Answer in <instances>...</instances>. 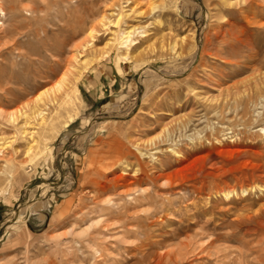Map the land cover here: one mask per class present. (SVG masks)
Instances as JSON below:
<instances>
[{"label":"rangeland","instance_id":"obj_1","mask_svg":"<svg viewBox=\"0 0 264 264\" xmlns=\"http://www.w3.org/2000/svg\"><path fill=\"white\" fill-rule=\"evenodd\" d=\"M0 4V264H90L95 249L108 264L168 250L177 264H218L246 242L264 252V234L222 238L228 222L264 223V0ZM101 15L134 30L131 51L92 62L66 101L30 115L25 154L29 134L10 142L23 118L7 114L59 92L91 23L96 51L79 59L96 55L111 36Z\"/></svg>","mask_w":264,"mask_h":264},{"label":"bare ground","instance_id":"obj_2","mask_svg":"<svg viewBox=\"0 0 264 264\" xmlns=\"http://www.w3.org/2000/svg\"><path fill=\"white\" fill-rule=\"evenodd\" d=\"M89 8H90V6H89ZM0 10H2V9L0 8ZM20 13L21 12H19L18 14H20ZM118 15H119V17H121L120 14H118ZM38 18H40V17L38 16ZM104 19H105V16L101 15L100 18H99V22L102 23L101 25L104 26L106 30L111 31L110 32L111 36L106 40V42L103 44L102 47L98 48V51H97L95 56H93L94 55L93 54L91 58H87L86 57L87 59H79L82 55H85V53H87V52H90V51L95 52L96 51L95 42L98 39L97 35H96L98 33V31L96 30L95 24L91 23L90 25H88V28H86V31L84 33L85 35L83 34L84 38L79 40L74 45V53H73V55L71 56V58L66 60V62L64 64L65 68H64L61 76L58 77V79L54 82V85L52 86V88H56L57 90H59L58 93H53L52 96H49V98L47 99L46 102H42V101L40 102L41 98L37 97L36 99H34L32 101V103L26 104L25 107H27L29 109V111H30L29 113H26V109H24V108L21 109L20 108L16 112H10V113L7 114V120L10 123H12V124L16 122L18 117H22L23 118L20 128H18L14 132V134H15L14 136L15 137L13 136V139L10 142H13L14 138L15 139L24 138V136L26 134H29V136H27V138H24L27 141L25 149H24V153L25 154L29 155V153H32L33 147L35 145V140H34L33 136L30 135L32 133L31 132H29V133L26 132V126L29 125V119L31 117L30 115H33V117L34 116H38V117L40 116L41 117V115L43 114L42 106L45 107L47 104H57V103L61 104L62 102L66 101L71 96L72 93L77 91V87H76L77 80L80 78L81 74H83L82 72H84V70H86V68L90 64H92V62L98 61V60H101V59L107 57L113 50L122 55V51L123 50L127 51L129 49L130 45H132L133 35H134L133 34L134 33L133 29L125 28L126 26H124V28H121L120 25H119L120 24L119 23L120 19L118 17L116 19L112 20V21L109 20V22H107V23H106V21H103ZM75 20H76V18H75ZM110 25H113V27H115L117 29L116 30L115 29L112 30L110 28ZM127 27H129V26H127ZM139 33H142V30L141 31H136V34H139ZM129 51H131V50L129 49ZM53 74L56 75L55 72ZM51 91H53V90H51ZM40 120H41V118H40ZM17 150L18 149L14 148L13 151L11 152V154L6 157V161L14 160L13 154L16 153ZM137 151H138V153L140 155L143 154L142 150H140L139 148H137ZM13 166L14 167H23L24 165L22 163H14L13 162ZM143 171H144L143 172L144 176L146 178H148L150 181L154 182L156 177H154V175L152 173L150 174L147 171H145L144 169H143ZM257 188L260 189V185H257ZM250 189H252V186H250V187H242L240 189V193H237L235 190H231L230 189L228 191H225L223 196L225 198H228L230 195H236V196L239 195V194L244 195ZM121 192H123V191H121ZM135 196H136V194H134L132 192H130L128 194L126 192L127 201H135L136 200ZM141 196H142L141 199H143L145 197V193H144V195H141ZM106 202L108 204H110L111 206L115 207V212H118V210H119L118 209V204L115 201H113L111 199H108ZM123 213L126 215V210ZM126 216H128V215H126ZM236 218H238V217H236ZM245 225H248V223L244 222V221H240V220L239 221H235V222L234 221L228 222L225 226L229 227L231 230L229 232H226V233L223 232L224 234H222V238L225 241H231V240H236L237 241V240H244L245 237L250 236V235L251 236H259V235H263L264 234V223H258L257 226H259V227L252 228V230H249V228L248 229L246 228V230L243 229V231H242L241 227L245 226ZM125 229H123V230H125ZM128 230H130V229L127 228L126 231L128 232ZM262 238L260 237V240ZM263 240H264V238H263ZM255 242H257V241H255ZM246 243H245L246 249L244 251H243V248H242V250L241 249L240 250L239 249L238 250H233V249H227L228 248L227 247L225 249L226 251L224 250L225 252L221 253V254H224V255H223V257L221 256L222 259L220 261H218V264H264V254H262L264 252L259 253V251H260V250L258 251L259 247H256L255 244L254 245L252 244L253 246H251V245L246 244ZM258 246H260V245H258ZM105 250L104 249H99V250L95 249L94 250V254L92 255V259L90 261V264H108V262L106 261L107 257H105V252H104ZM178 255H179V252L177 253L176 250H174V251L173 250H168V251H166L163 254H159V260L158 261L156 260L157 262L155 264H174V263L177 264V262L179 260V258H177ZM218 259H219V257H218ZM66 261H68V260L66 259ZM68 262H64L63 264H75L73 262H69V263ZM144 262H145V264L148 263L147 258L144 259ZM111 263H112V261H111ZM78 264H82V263L80 262Z\"/></svg>","mask_w":264,"mask_h":264}]
</instances>
